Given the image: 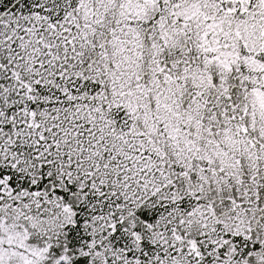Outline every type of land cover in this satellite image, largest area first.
<instances>
[{"label": "snow or ice", "instance_id": "1", "mask_svg": "<svg viewBox=\"0 0 264 264\" xmlns=\"http://www.w3.org/2000/svg\"><path fill=\"white\" fill-rule=\"evenodd\" d=\"M0 264H264V0H0Z\"/></svg>", "mask_w": 264, "mask_h": 264}]
</instances>
